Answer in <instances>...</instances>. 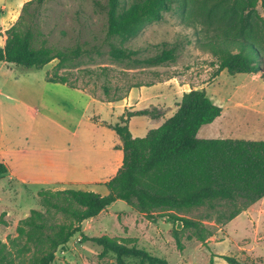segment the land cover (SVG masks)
<instances>
[{
	"label": "rangeland",
	"instance_id": "obj_1",
	"mask_svg": "<svg viewBox=\"0 0 264 264\" xmlns=\"http://www.w3.org/2000/svg\"><path fill=\"white\" fill-rule=\"evenodd\" d=\"M21 1L0 0V17L16 9ZM95 1L107 0H36L27 14L48 45L60 49L81 46L89 54L62 69H57L58 61H53L41 70L24 74L20 67L0 70V163L6 159L12 173L27 180L24 183L9 172L0 177V216L5 221L0 225L2 243L17 238L20 222L33 210L43 211L42 199L58 191L72 188L108 194L102 184L122 165L113 166L117 153L113 146L121 140L111 126L120 123L126 109L120 101H105V84L119 89L121 96L136 82L155 84L130 91V102L137 109L133 111L149 109L162 117L157 121L149 116L131 118L129 129L135 138L145 137L170 118L184 93L204 89L223 114L202 127L199 138L264 141V81L259 75L223 71L213 79L215 59L198 45L204 41L203 35L181 26L173 14H166L163 22L148 25L126 45L142 48L140 57H147L155 55V46L162 42L178 43L176 62L155 68L117 62L109 54L107 16L96 8ZM104 67L110 69L109 77L86 73ZM48 72L66 74L84 92L47 82ZM250 208L231 221L227 217L232 208L226 201L175 211L214 233L202 243L192 237V230H181L178 224L182 250L169 217L151 222L121 200L86 221L83 231L89 237L137 239L138 246L170 264H210L212 259L213 264H230L225 256L239 264H264V200ZM56 218L64 220L62 215ZM35 248L31 247L28 256ZM101 252V247L83 242L78 235L58 251L54 264H117L115 256L101 258Z\"/></svg>",
	"mask_w": 264,
	"mask_h": 264
},
{
	"label": "trees",
	"instance_id": "obj_2",
	"mask_svg": "<svg viewBox=\"0 0 264 264\" xmlns=\"http://www.w3.org/2000/svg\"><path fill=\"white\" fill-rule=\"evenodd\" d=\"M35 2H26L16 23L6 31V44L0 47V62L20 67L26 73L41 70L53 61H58L57 69H62L89 54L81 46L60 49L48 45L35 23L27 18ZM95 6L107 16L109 54L117 62L128 61L152 68L176 62L178 43L162 42L155 46L156 54L147 57H140L142 48L126 45L148 25L163 22L166 14H173L181 26L203 35L204 41L198 45L215 59L213 79L227 71L230 75H259L264 81V0H132L129 4L125 0H107L106 3L95 1ZM109 71L104 67L86 73L109 77ZM46 80L78 88L66 74L58 72L54 75L48 72ZM153 85L136 82L121 96L119 89L113 90L110 84H105V101H123L132 89ZM222 112L204 89L191 90L183 94L175 113L159 128L150 130L143 138H135L129 129L131 118L158 119L160 115L149 109H126L120 123L111 126L122 142L116 149L123 151V161L116 175L102 184L108 194L71 188L43 198V211L33 210L20 222L18 237L9 244L0 241V264L16 261L54 264L58 251L78 235L83 242L90 241L101 247V258L115 256L117 264H170L167 259L138 246L137 239L89 237L84 233L86 221L98 217L118 200L131 205L151 222L169 217L174 222L173 231L180 250L183 249L181 230H192V237L206 243L213 231L175 211L226 201L232 208L227 217L231 221L264 198V141L198 137L200 129L212 124ZM8 172L7 166L0 163V177ZM165 210L169 212L158 213ZM57 215H62L64 220L58 221ZM2 224H5L3 215L0 216ZM32 246L36 248L28 256ZM225 259L230 264H239L234 258L225 256Z\"/></svg>",
	"mask_w": 264,
	"mask_h": 264
},
{
	"label": "crops",
	"instance_id": "obj_3",
	"mask_svg": "<svg viewBox=\"0 0 264 264\" xmlns=\"http://www.w3.org/2000/svg\"><path fill=\"white\" fill-rule=\"evenodd\" d=\"M28 1H31V0H22L20 3H19V6L16 8V9H12V10H10L7 14L6 13H4V14H2V16L0 17V47H4L5 46V44H6V40H7V35H6V31L11 27V26H13L15 23H16V21L18 20V18H19V16L21 15V11H22V8H23V6H24V4L26 3V2H28ZM4 67H6V68H9V67H15V66H13V65H11V64H8V63H6V62H0V70L1 69H3ZM24 74V73H23ZM69 88V87H68ZM70 89H72V88H70ZM72 90H78V91H82V92H84L83 90H79V89H72ZM134 89H132V91H133ZM131 94H132V92H130V96H129V98L127 99V98H125L123 101H120V102H122V107L124 108V109H128L129 111H133V110H137L136 108H135V106L134 105H132V103L130 102V100H131ZM125 101V102H124ZM112 103H119V102H112ZM223 114V113H222ZM162 117H160V118H154L153 120L155 121H157V120H160ZM220 118V117H219ZM152 119V118H151ZM217 120V119H216ZM130 124H131V121H130ZM201 131H202V128L200 129V131L198 132V137L199 136H201L200 135V133H201ZM120 139V138H119ZM117 146H122V142H119V143H116L114 146H113V149H114V151L115 152H117L116 153V156H115V160H114V167L116 168L119 164L121 165L122 164V161H123V151L122 150H120V149H116L117 148ZM6 154V152H3L2 153V155L4 156ZM3 163L7 166V168H8V171H9V173L12 175V177H14V178H17L18 180H20V181H22V182H26L27 183V180H25V179H23L22 177H18V175L17 174H13L12 173V168L10 167V163H8V162H6V159H3ZM102 166H107L106 164H102ZM115 170V169H114ZM119 170V169H118ZM114 172V171H113ZM116 173H117V171H116ZM116 175V174H115ZM114 175V176H115ZM262 200H264V198L262 199ZM262 200H260V201H262ZM259 201V202H260ZM259 202H257V203H255V204H253L252 206H250L249 208L250 209H253L254 207H255V205L257 206L258 205V203ZM248 208V209H249ZM250 211V210H249ZM248 211V212H249ZM245 213H247L246 211H245ZM241 216V214L238 216V217H240ZM237 218V217H236Z\"/></svg>",
	"mask_w": 264,
	"mask_h": 264
}]
</instances>
